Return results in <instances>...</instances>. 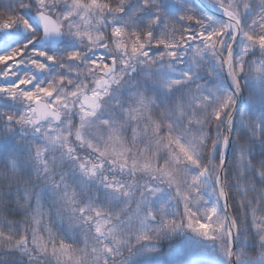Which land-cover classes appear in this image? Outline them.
Instances as JSON below:
<instances>
[{"label":"snow or ice","instance_id":"1","mask_svg":"<svg viewBox=\"0 0 264 264\" xmlns=\"http://www.w3.org/2000/svg\"><path fill=\"white\" fill-rule=\"evenodd\" d=\"M0 264H264V0H0Z\"/></svg>","mask_w":264,"mask_h":264},{"label":"trees","instance_id":"2","mask_svg":"<svg viewBox=\"0 0 264 264\" xmlns=\"http://www.w3.org/2000/svg\"><path fill=\"white\" fill-rule=\"evenodd\" d=\"M197 3H199L197 0H196ZM165 247H167V245H165Z\"/></svg>","mask_w":264,"mask_h":264},{"label":"water","instance_id":"3","mask_svg":"<svg viewBox=\"0 0 264 264\" xmlns=\"http://www.w3.org/2000/svg\"><path fill=\"white\" fill-rule=\"evenodd\" d=\"M198 2H200V0H197Z\"/></svg>","mask_w":264,"mask_h":264}]
</instances>
